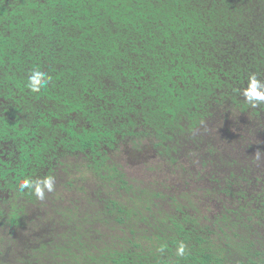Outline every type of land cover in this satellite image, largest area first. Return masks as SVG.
Segmentation results:
<instances>
[{
    "label": "trees",
    "instance_id": "trees-1",
    "mask_svg": "<svg viewBox=\"0 0 264 264\" xmlns=\"http://www.w3.org/2000/svg\"><path fill=\"white\" fill-rule=\"evenodd\" d=\"M34 71L47 77L36 93ZM253 76L264 83V0H0V227L21 247L14 264H264V171L232 173L244 202L204 214L195 190L154 191L116 159L150 138L174 163L215 112L260 115L242 95ZM246 146L259 166L264 146ZM87 173L85 204L51 191L45 222L16 239L27 205L43 217L37 183Z\"/></svg>",
    "mask_w": 264,
    "mask_h": 264
},
{
    "label": "flooded vegetation",
    "instance_id": "flooded-vegetation-1",
    "mask_svg": "<svg viewBox=\"0 0 264 264\" xmlns=\"http://www.w3.org/2000/svg\"><path fill=\"white\" fill-rule=\"evenodd\" d=\"M242 95L245 97L244 94ZM255 104H259L258 107L264 106V102ZM256 109L260 115H250L254 111H245L244 115L241 113L242 116L238 114L239 112L231 113V115H227L224 111L221 114L215 112L213 120L205 127H198L197 133H185L182 136L183 143L188 149L185 150V154L180 155L185 158L174 163H167L169 158H164L158 153L157 147H154L150 138H143L139 143L137 153L150 151L151 159L155 157L157 160L150 159V162H154L155 168L160 166L161 171L163 167L165 169L163 175L162 172L159 173V179L155 185L150 181H144L143 185L150 186L154 191H160L163 188L164 192L168 190L172 192L177 188L176 197L183 191L189 193L190 190H195L196 197L200 195L196 198L199 201L198 209L204 214L215 213L224 207L234 208L242 204L244 200L238 195L239 185L242 184L231 174L242 175L243 170L248 171V175L255 169L264 171V156L260 159L259 166L246 164V161L251 158L247 152V143L254 145L256 142L261 147L264 146V110L257 107ZM242 133L247 137L245 141L244 139L239 140V134ZM261 155H264V151ZM142 159H147V155H144ZM169 164H172L171 168Z\"/></svg>",
    "mask_w": 264,
    "mask_h": 264
},
{
    "label": "rangeland",
    "instance_id": "rangeland-1",
    "mask_svg": "<svg viewBox=\"0 0 264 264\" xmlns=\"http://www.w3.org/2000/svg\"><path fill=\"white\" fill-rule=\"evenodd\" d=\"M133 150H135V147H133L130 144L126 145L125 152L123 151L121 153L120 152L116 153L117 161L120 162L121 165H123L124 170L126 171L129 177L135 178L136 181L142 184L144 183V181H150L151 184L155 185L156 181L159 179V173L162 172V175L164 174L165 172L164 167L162 171L160 170V166L155 168L156 165H154V162H150V159H151L150 151L146 150L145 152H141V153L139 152L135 155H130L129 153H131ZM144 155H147V159L145 160L142 159ZM184 158H185L184 156H180L179 159H184ZM151 160L157 161L155 157H153V159ZM167 163H169V161ZM169 165L171 168L172 164H169ZM59 181L63 182L64 180L60 179ZM56 185L57 187L55 186V184L53 187V190H54L53 195H60L59 200H68V198L72 200L76 198L77 200H79L81 204H85L86 202L85 199H82V197L85 194L81 193L79 191L80 190L79 188L81 187L82 190H87L90 196V191H91L90 186L94 185V181L90 180L89 173H87L85 174V176L82 175V179H78V177L77 179L75 178L70 188H65L63 187L62 184L60 185L56 183ZM49 193L50 192L45 189L44 198L43 199L38 198L40 202L37 201V203L41 206V209H38V210L42 212L43 217L41 214H38L39 212L37 211V208H35V206L27 205L25 216L29 218V221L32 220L33 222L31 223L30 227L18 229L16 233V239L25 238L27 234H28V237L31 239V232L34 231L35 229L37 231L38 224L45 222V216H44L45 215V196L49 195ZM39 216L41 217L39 220H37ZM11 237H14L13 235H11V228L6 227V226L0 227V245L2 244L1 247L5 246L4 260L12 261V263L14 264V262H16V260H18L20 257L18 253L20 252L21 247L17 246L13 249V251H11L10 245L8 242V241L11 242V239H12ZM1 252L3 253V251ZM20 254H22V251Z\"/></svg>",
    "mask_w": 264,
    "mask_h": 264
},
{
    "label": "clouds",
    "instance_id": "clouds-1",
    "mask_svg": "<svg viewBox=\"0 0 264 264\" xmlns=\"http://www.w3.org/2000/svg\"><path fill=\"white\" fill-rule=\"evenodd\" d=\"M47 84V77L43 72L34 71L32 72L27 80V87L31 92H39L40 89ZM245 97L250 103L264 102V83H261L256 77H251L249 82V87L244 91ZM33 185L30 181L25 180L20 184V188H32ZM54 183L51 177L44 179L42 182L37 183L34 186L35 194L38 198L43 199L45 189L49 192L53 191ZM162 251V249H161ZM185 253V248L181 244L177 248V255L183 256Z\"/></svg>",
    "mask_w": 264,
    "mask_h": 264
}]
</instances>
